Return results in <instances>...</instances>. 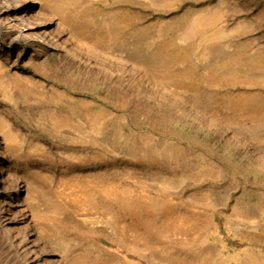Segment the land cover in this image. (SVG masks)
I'll use <instances>...</instances> for the list:
<instances>
[{"label":"rangeland","instance_id":"374dc122","mask_svg":"<svg viewBox=\"0 0 264 264\" xmlns=\"http://www.w3.org/2000/svg\"><path fill=\"white\" fill-rule=\"evenodd\" d=\"M75 9V47L33 56L0 29V153L57 244L88 264H261L264 0ZM2 229L0 264H19Z\"/></svg>","mask_w":264,"mask_h":264},{"label":"bare ground","instance_id":"6f19581e","mask_svg":"<svg viewBox=\"0 0 264 264\" xmlns=\"http://www.w3.org/2000/svg\"><path fill=\"white\" fill-rule=\"evenodd\" d=\"M76 2L77 0H0V29L4 31L5 37L11 40H27L33 56L41 54L49 47L61 48L62 45L65 48L75 47L77 39L73 36L77 26ZM211 23L212 20L208 19L206 22L195 23L196 25L189 32L197 33ZM9 133L10 128L4 131L5 135ZM8 168V158L0 153V224L8 242L20 257L19 264H88L84 260L71 258L62 244L60 242L57 244L54 233L43 220V215L39 213L36 205L35 198L38 191L35 195L34 188L31 189L24 183L23 186L18 185L15 175ZM71 181L65 182L66 188L70 189L71 194L80 192L82 188L79 190L80 188H76L77 184ZM82 191L88 197L86 199L91 198V191ZM88 191L91 195L87 194ZM14 203L19 204L21 219L25 222L24 228L19 231L17 228L15 231V226L11 225L14 219L4 214L8 208L12 209ZM25 208H29V211ZM11 212L14 213L13 209ZM261 264H264V260Z\"/></svg>","mask_w":264,"mask_h":264}]
</instances>
